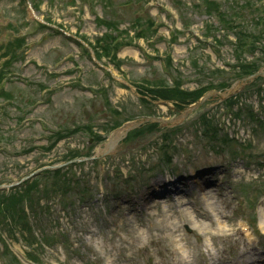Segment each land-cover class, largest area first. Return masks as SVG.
<instances>
[{"label":"rangeland","instance_id":"rangeland-1","mask_svg":"<svg viewBox=\"0 0 264 264\" xmlns=\"http://www.w3.org/2000/svg\"><path fill=\"white\" fill-rule=\"evenodd\" d=\"M33 1L41 6L37 12L30 11L26 21L31 23L40 20L44 23L49 19L51 22H47L49 29L36 30L33 27H24L21 32L22 35H28L29 47L26 61L16 66L15 77H11L6 85L7 91L13 97V105L8 100L0 102L2 105L0 137H4V142L0 145V182L26 178L40 166L58 163L68 151L75 149L83 151L91 145L89 135L77 133L58 142L55 149L49 153L44 152L43 148L51 145L49 132L52 130L60 127L72 130L81 124L88 126L85 132L98 133L104 128V123L112 124L116 117L119 121L115 111H120L122 113L120 116H126L125 113L140 115V108L142 113L146 112L143 102L139 101L140 96L136 89L129 82H124V79L135 80L138 83L148 81L150 84L158 85L161 78H165L163 73L167 76L163 67L165 62L172 76L185 80L186 89H197L200 83L209 86L207 84L214 81L211 89L223 91L224 88L230 87L233 81H237L234 80L236 79L234 75L239 71V67H235L236 60L247 62L256 57V54L261 55V52L254 50V53H249L244 58L240 45L234 44L236 39L233 33L223 32L224 30L218 35L219 38L226 37L225 40L220 39L222 45L217 44L212 38L203 39L202 35H206L207 31L205 29L204 32V28L209 24L208 17L204 14L208 8L206 5L194 6L195 0H145L147 11L160 27L159 34L149 41H136L134 45L118 49V58L114 62L122 65L119 71L107 58L104 57L103 61L97 62L93 56L88 55L79 45L80 42L75 35L78 33L86 36L94 45L96 38L106 32V28L96 26V16L115 18L119 21L121 29H132L136 18L142 16L140 7L134 5L121 10L120 4L122 5L124 0H118L117 4L109 9L105 3H94L92 0H77L75 5H72V0H53V4L48 0ZM216 1L221 10L233 4L226 2L231 0ZM19 3L20 0H0L2 25L12 18L22 19L18 10ZM175 3L181 4V7L176 8ZM210 8L215 6L212 4ZM255 14L244 8L243 24L249 26ZM240 16L236 19L238 20ZM184 23L190 25L189 32H185ZM58 26L63 28L62 32L56 31ZM174 29H179L185 34L179 35L176 42L171 45L168 41ZM213 31H217V28L213 27ZM132 33L134 34L133 30ZM194 62L197 64L194 65ZM232 65L233 68L230 70L229 67ZM209 67L222 69L223 72L216 78L211 73L204 76L199 73L200 69ZM254 90L255 87H252L246 93L227 99L236 104L234 111L240 109L245 100L255 107L260 117H264V110ZM37 101L35 107H29L23 114L17 106L18 103L21 109H25ZM222 101L218 97L210 99L203 106L201 113H211L229 132L248 141L252 137L253 128L240 125L227 112L225 113L224 107H221ZM168 108L169 106L156 105L158 114L163 118L171 116ZM246 114L250 115L247 110ZM198 116L199 113H196L192 121ZM190 126L192 128L191 123L175 136L177 147H183L185 150L184 155L178 153L174 158L175 171L184 169L185 171L180 173L181 176L194 178L197 176L196 172L202 173L194 182L205 181L206 187L201 191L198 185L190 187L180 184L181 188L192 190L193 195H196L193 200L191 198L193 202L187 207L201 208L208 211V214L220 212L224 216L221 224L226 228L220 231L218 225L211 228L209 226L208 233L213 235L212 240L220 257L226 255V261L236 263L242 255L241 241L244 243V237L239 228L240 222L252 224L261 234L256 235L262 239L252 238L251 247L255 248L257 254H262L264 199L254 209L241 203L236 194L241 184L246 185L250 182L253 185L248 190L257 194L260 189L256 188L254 183L259 182L257 180L261 179L264 170L257 168L254 163L251 166L246 165L241 158L233 159L235 156L233 146L225 149L222 155L212 154L211 147L208 150L204 142L200 141L201 137L200 139L196 137L197 131L195 132L194 128L189 129ZM240 126L241 129L238 130ZM260 129L258 131H261L262 136L255 141L253 152L260 149L263 154L264 130ZM160 141V134L140 137L129 144L124 141L118 145L114 153L102 157L100 165L82 163V169L77 170L76 174L86 181L91 195L80 200L77 196L74 198L72 194L69 197L72 203L70 210L65 209L58 198L51 203L53 217H50V227L55 231L57 229L65 231L71 239L70 243L73 245L71 249L75 252L69 259L59 245L43 247V250L37 252L41 264H149L151 261L157 264L155 258L148 261L149 257L143 252V246L135 247L133 241L139 237L140 241L148 242L152 239L156 242L168 235L163 231L167 225L164 216L154 217L148 212L154 213L157 211L155 208L149 211L143 208V202L147 197L153 199L150 193L152 184L149 185V181L147 186H143L142 182L148 180L147 177L151 173L140 174L141 168H148L145 164L159 165V155L155 149ZM104 146L105 144L98 145L92 150L96 153ZM213 175L216 177V181H213L215 185L209 187L212 178L206 179ZM165 177L166 173H156L153 178L158 181L165 180ZM128 180L132 181L131 184L126 183ZM217 187H220L221 191ZM112 191L123 194L118 198L112 196L107 198L105 195L103 197L104 192L108 194ZM130 191L137 192L138 197H131ZM201 194L209 195L211 202L202 200ZM131 198L140 201L138 211L134 213H132L134 207L126 203ZM162 209L167 211L166 214L169 213L171 222L179 215L170 204L168 207L163 205ZM126 215H130L133 222L125 221ZM132 215L136 216V219ZM185 230L190 242L199 239L198 231L193 235L191 228L185 226ZM17 239L19 242L14 238H7V243L22 264H30L24 258V244L20 238ZM161 242L165 244L164 241ZM152 244L150 250L153 253L161 251ZM200 247L202 244L197 246L195 256L201 253L198 250ZM235 252L239 253L236 259ZM202 253H205V248ZM6 261L0 255V264H6Z\"/></svg>","mask_w":264,"mask_h":264},{"label":"bare ground","instance_id":"bare-ground-1","mask_svg":"<svg viewBox=\"0 0 264 264\" xmlns=\"http://www.w3.org/2000/svg\"><path fill=\"white\" fill-rule=\"evenodd\" d=\"M162 182H158L154 188V190L156 192L159 191V184ZM210 221L211 226H214L215 223L218 224L219 227L222 226L220 219H222L224 216L219 212L217 213V218L219 219L218 222L214 221L211 219L210 216L206 215ZM126 219L125 221H132L130 215H126L125 216ZM132 217H134L136 219V216L132 215ZM186 217V214L182 213L180 215L177 216L176 220L171 222V217L169 215H165L164 216V222L167 224L166 228H163V231L165 233H168L169 236L167 238L164 239V243L161 242V240L153 242L152 239L149 240L148 242L146 241H140V238H136V240L133 241L134 246L136 247L137 245H142L143 248V252H145L147 254V256L149 257V255H156L159 260H160V264H164L165 258L164 255L165 254H169L171 256V258H173V260L176 262V264H192V258H193V254H189L188 255V247L187 245H185L184 243L186 242V236L184 235V233L181 230V223L182 220ZM263 220H264V214H263ZM210 224H205V223H199L195 226L196 229H200L201 231H203L204 233H207L208 228L207 226ZM263 228H264V221H263ZM153 243L152 245L155 248L160 249L161 251H159L157 254L153 253V251L151 252L150 249V244ZM215 245V244H214ZM205 248H207L208 250H212L210 248V246L205 245ZM216 247V246H215ZM244 254H242L239 258V261L237 264H264V252L262 254H257L255 249H249L248 246L246 244H244ZM248 255H250V257L248 258ZM208 256H209V264H222L223 261H221L220 259V254L218 251H215L214 253L212 251H208ZM170 260L169 258H167L166 261ZM259 261H261V263H259ZM168 264H173L171 261L168 262ZM226 264H230V263H226Z\"/></svg>","mask_w":264,"mask_h":264}]
</instances>
